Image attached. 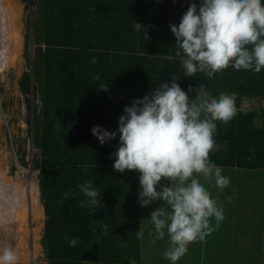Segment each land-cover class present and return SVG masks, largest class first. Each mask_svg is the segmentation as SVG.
Segmentation results:
<instances>
[{
	"label": "trees",
	"instance_id": "1",
	"mask_svg": "<svg viewBox=\"0 0 264 264\" xmlns=\"http://www.w3.org/2000/svg\"><path fill=\"white\" fill-rule=\"evenodd\" d=\"M187 4L188 0L175 5L172 0H33L38 13L34 60L21 85L24 94L34 93L38 153L33 173L44 215L40 244L49 264H129L133 258L142 264L141 238L135 235L142 231L138 174L114 172L109 157L118 138L101 146L91 129L115 130L132 99L144 97L172 76L185 90L203 83L213 95L236 94V115L227 123L217 121L214 139L219 147L210 152V159L221 168L264 170V111L240 109L245 97L264 98V71L228 67L211 78L197 73L188 79L183 78L179 58L161 56H175L169 25L179 23ZM20 7L18 0H0V72L4 62L22 55L23 38L15 34ZM133 22L152 26L149 39L133 31ZM98 80L106 81L107 92L99 89ZM4 172L0 166V187L6 191L5 185L17 179ZM85 179L94 181L100 192V204L91 210L79 204L85 198L77 185ZM66 191L72 195L63 199ZM21 200V189L11 185L8 202ZM101 223L108 224L107 236ZM65 237H76L77 245L69 247Z\"/></svg>",
	"mask_w": 264,
	"mask_h": 264
},
{
	"label": "clouds",
	"instance_id": "2",
	"mask_svg": "<svg viewBox=\"0 0 264 264\" xmlns=\"http://www.w3.org/2000/svg\"><path fill=\"white\" fill-rule=\"evenodd\" d=\"M131 24L134 32L149 39L151 25ZM169 29L177 51L174 57L161 56L179 58L183 78H195L197 73L211 78L228 67L257 74L264 71V0H188L179 23L170 24ZM179 81L172 76L144 97L132 99L115 130L91 129L101 146L118 138L109 157L112 169L138 174L137 203L152 209L147 218L156 238L167 234L169 244L162 255L172 264L188 251L189 244L211 235L213 220L219 226L224 219L223 207L201 178L221 190L228 187L229 178L210 159V152L219 147L214 139L217 121L227 123L237 111L235 93L213 95L203 83L185 90ZM97 82L101 91L109 90L106 81ZM77 188L85 198L79 202L81 208L91 210L100 204L94 181L85 179ZM62 195L67 199L72 193ZM99 227L104 236L109 234L107 223ZM135 235L139 239L143 233L139 229ZM65 239L69 247L78 243L76 237ZM17 261L14 248L0 247V264ZM129 264H136L135 259Z\"/></svg>",
	"mask_w": 264,
	"mask_h": 264
},
{
	"label": "rangeland",
	"instance_id": "3",
	"mask_svg": "<svg viewBox=\"0 0 264 264\" xmlns=\"http://www.w3.org/2000/svg\"><path fill=\"white\" fill-rule=\"evenodd\" d=\"M18 1L21 13L13 32L23 38L22 55L4 62L0 72V166L17 179L5 185L6 191L0 187V247L14 248L17 264H49L40 244L44 215L33 173L38 153L33 122L34 93L24 94L21 85L23 76L33 65L38 13L33 0ZM257 125L261 126L260 118ZM222 169L225 176L235 174L229 179L228 188L221 190L214 182L209 185L201 179L212 198L223 207L224 219L219 226L213 220L215 230L211 235L189 244L188 251L175 264H264V170ZM11 185L21 189L19 203L8 202ZM151 210L145 208L144 215L142 211V264H172L162 255L169 244L167 234L164 239H157L147 218ZM218 255L226 259H215ZM245 255L246 259H232Z\"/></svg>",
	"mask_w": 264,
	"mask_h": 264
},
{
	"label": "bare ground",
	"instance_id": "4",
	"mask_svg": "<svg viewBox=\"0 0 264 264\" xmlns=\"http://www.w3.org/2000/svg\"><path fill=\"white\" fill-rule=\"evenodd\" d=\"M245 99H250L251 101L254 102V104L252 105L251 109L247 110V111H243L242 110V104H243V101ZM241 111L243 113H251V112H258V113H262L264 111V98H260V97H256V98H251V97H245L243 100H242V103H241ZM6 173V172H4ZM3 174V173H2ZM7 175V173H6ZM7 178V177H6ZM14 180V179H12ZM1 181V180H0Z\"/></svg>",
	"mask_w": 264,
	"mask_h": 264
},
{
	"label": "crops",
	"instance_id": "5",
	"mask_svg": "<svg viewBox=\"0 0 264 264\" xmlns=\"http://www.w3.org/2000/svg\"><path fill=\"white\" fill-rule=\"evenodd\" d=\"M233 176H235V174H232V177H233ZM226 177L229 178V179L232 178L230 175H226ZM228 186H229V185H228ZM227 188H228V187H227ZM226 190H227V189H226ZM226 190H225V191H226ZM225 191H224V192H225ZM223 198H224V195H222V200H223ZM144 210H145V208H142L143 215H144ZM220 234H222V233H220ZM221 244H222V243H221ZM143 246H144V245H143V241H142V238H141V247L143 248ZM244 253H245V252H244ZM245 254L247 255V253H245ZM246 255L244 256V258H239V257H236V256H235V257H233L232 259H240V260H241V259H246ZM215 259H226V258L224 257V255H218V256H215Z\"/></svg>",
	"mask_w": 264,
	"mask_h": 264
},
{
	"label": "built area",
	"instance_id": "6",
	"mask_svg": "<svg viewBox=\"0 0 264 264\" xmlns=\"http://www.w3.org/2000/svg\"><path fill=\"white\" fill-rule=\"evenodd\" d=\"M253 104H254V102L251 101L250 99H245L243 101V104H242V110L247 111V110L251 109Z\"/></svg>",
	"mask_w": 264,
	"mask_h": 264
}]
</instances>
